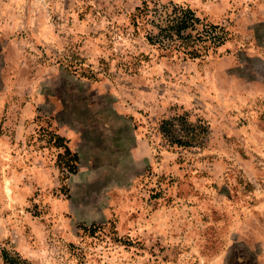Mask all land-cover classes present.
Returning <instances> with one entry per match:
<instances>
[{
    "label": "rangeland",
    "instance_id": "obj_1",
    "mask_svg": "<svg viewBox=\"0 0 264 264\" xmlns=\"http://www.w3.org/2000/svg\"><path fill=\"white\" fill-rule=\"evenodd\" d=\"M174 4L221 44H152ZM9 260L264 264V0H0Z\"/></svg>",
    "mask_w": 264,
    "mask_h": 264
},
{
    "label": "trees",
    "instance_id": "obj_2",
    "mask_svg": "<svg viewBox=\"0 0 264 264\" xmlns=\"http://www.w3.org/2000/svg\"><path fill=\"white\" fill-rule=\"evenodd\" d=\"M154 22H156L158 33L150 35L149 41L152 44H159L163 49L184 52L189 57L200 56L203 48L206 50L211 46L219 45L223 38L219 36V32H216L218 28L224 32L221 26L204 25L203 29H199L198 26L202 22L196 12L190 7L178 4L164 7ZM200 42L205 43L204 46L207 48L203 47L202 44L198 45ZM51 140L54 141L55 146L64 149L58 156L59 165H63V168H68L70 172L76 173L80 161L79 154L72 151L66 137L61 134L51 133ZM179 142L182 143V141ZM9 263L17 264L14 260H9Z\"/></svg>",
    "mask_w": 264,
    "mask_h": 264
}]
</instances>
